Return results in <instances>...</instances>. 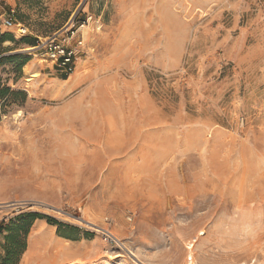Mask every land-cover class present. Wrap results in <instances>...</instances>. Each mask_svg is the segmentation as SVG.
<instances>
[{"label": "rangeland", "instance_id": "rangeland-1", "mask_svg": "<svg viewBox=\"0 0 264 264\" xmlns=\"http://www.w3.org/2000/svg\"><path fill=\"white\" fill-rule=\"evenodd\" d=\"M2 33L0 221L77 228L20 264H264V0H0Z\"/></svg>", "mask_w": 264, "mask_h": 264}, {"label": "trees", "instance_id": "trees-1", "mask_svg": "<svg viewBox=\"0 0 264 264\" xmlns=\"http://www.w3.org/2000/svg\"><path fill=\"white\" fill-rule=\"evenodd\" d=\"M9 37H12L10 33H2L0 35V43ZM23 39L26 40L27 38ZM13 57H19V55L13 54L9 56V58ZM27 59V57L21 59L19 63L20 68ZM16 93L20 92L12 90L9 85L0 86V97L7 98ZM21 93L23 98H25L26 93ZM40 218H46L48 223L56 225L57 233L61 236L74 238L72 230L77 229L75 226L53 219L38 211H21L14 216L4 218V220L0 221V264H18L21 261L22 256L27 249L28 235L31 227L34 221Z\"/></svg>", "mask_w": 264, "mask_h": 264}, {"label": "built area", "instance_id": "built-area-1", "mask_svg": "<svg viewBox=\"0 0 264 264\" xmlns=\"http://www.w3.org/2000/svg\"><path fill=\"white\" fill-rule=\"evenodd\" d=\"M3 24L6 26H16L17 31L20 34H25L27 32V27L23 23L16 21L14 17V9H10L7 15L4 16ZM35 46L37 48H45L47 55L62 65L66 71L69 72L72 70L74 50L69 46H64L56 41H50L47 43V41H42L39 37L36 39Z\"/></svg>", "mask_w": 264, "mask_h": 264}, {"label": "bare ground", "instance_id": "bare-ground-1", "mask_svg": "<svg viewBox=\"0 0 264 264\" xmlns=\"http://www.w3.org/2000/svg\"><path fill=\"white\" fill-rule=\"evenodd\" d=\"M56 244V243H55ZM56 247H58V243L56 245ZM59 248V247H58ZM60 250V249H59ZM58 250V251H59ZM57 251V250H56ZM57 251V252H58ZM57 252H54V254H50V252L48 251L46 254H43L41 256H38V260L36 261L37 264H56L57 262V257H56V253ZM193 261H191L190 263L192 264ZM193 264H201L199 262H195ZM229 264H237V263H229Z\"/></svg>", "mask_w": 264, "mask_h": 264}, {"label": "crops", "instance_id": "crops-1", "mask_svg": "<svg viewBox=\"0 0 264 264\" xmlns=\"http://www.w3.org/2000/svg\"><path fill=\"white\" fill-rule=\"evenodd\" d=\"M21 262V261H20ZM20 262L18 264H20Z\"/></svg>", "mask_w": 264, "mask_h": 264}]
</instances>
